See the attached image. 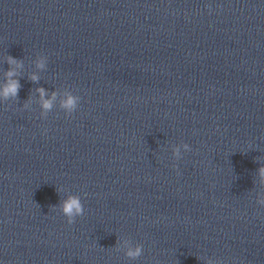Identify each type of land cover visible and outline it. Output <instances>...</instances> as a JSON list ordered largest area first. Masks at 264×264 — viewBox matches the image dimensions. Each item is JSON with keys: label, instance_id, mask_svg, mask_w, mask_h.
Instances as JSON below:
<instances>
[{"label": "clouds", "instance_id": "1", "mask_svg": "<svg viewBox=\"0 0 264 264\" xmlns=\"http://www.w3.org/2000/svg\"><path fill=\"white\" fill-rule=\"evenodd\" d=\"M9 64H15L17 67L20 65L17 63V61L11 57L8 58ZM38 67H43L44 62L43 60H40L38 62ZM15 71L9 70L6 73V82L3 85V87H0V97L8 98V97H15L18 94L20 84L18 80L13 79L12 77L15 76ZM33 80L36 79L35 76L32 77ZM41 95L43 96L44 92L43 89L40 90ZM76 97H73L69 95L67 99L63 103V107L68 109L69 111L73 110L76 106ZM52 107V103L50 100H45L43 102V108L45 110H49ZM184 149L186 151L190 150L188 144L183 145ZM175 155H179V149L175 150ZM260 175L264 177V168L260 169ZM260 203L264 205V200H261ZM60 211L61 213L67 218L68 224H73L75 222L76 217L82 216L84 214V205L81 202V199L79 196H69L67 199L62 201L60 205ZM127 243V242H125ZM126 256L131 259H137L143 254V247L142 245H137L136 247H128L126 251ZM209 264H214L212 260L209 261Z\"/></svg>", "mask_w": 264, "mask_h": 264}]
</instances>
